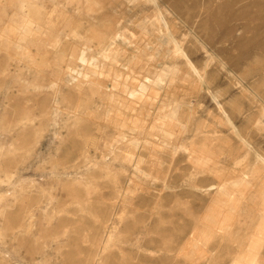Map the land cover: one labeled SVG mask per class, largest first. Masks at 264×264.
<instances>
[{
  "label": "rangeland",
  "instance_id": "1",
  "mask_svg": "<svg viewBox=\"0 0 264 264\" xmlns=\"http://www.w3.org/2000/svg\"><path fill=\"white\" fill-rule=\"evenodd\" d=\"M37 1L46 12L40 29L19 26L26 18L18 0L0 4V264H148L149 250L172 233L166 228L183 226L194 228L197 246L196 258L181 264H264V167L234 134L264 155V0ZM109 30H123L132 43L90 38ZM14 40L23 44L20 53ZM82 47L100 64L84 69L98 71L89 79L100 85L77 88L85 99L64 85L56 94L34 85L56 80L57 64ZM107 48H120L116 61L98 54ZM169 66L167 82L156 83ZM143 86L149 100L103 119L113 91ZM170 103L180 121L211 135L197 140L193 157H170L166 145L193 138L176 121L160 122ZM71 105L82 118L73 128ZM161 124L175 136L158 130ZM117 132L144 138L147 174L118 167L120 158L108 155L105 145L122 142ZM105 163L117 168L105 171ZM195 184L221 190L195 195ZM105 230L111 237L102 249Z\"/></svg>",
  "mask_w": 264,
  "mask_h": 264
},
{
  "label": "bare ground",
  "instance_id": "2",
  "mask_svg": "<svg viewBox=\"0 0 264 264\" xmlns=\"http://www.w3.org/2000/svg\"><path fill=\"white\" fill-rule=\"evenodd\" d=\"M147 1H154V0H147ZM2 3V0H0V4ZM18 8L24 13L25 15V22L23 24H19V26H22L23 30H27L30 26H33L34 28H43L44 26H39L45 19V10H44V2L43 1H37V0H18ZM92 7V5H89V9ZM264 8V7H262ZM261 8V9H262ZM162 20V19H160ZM46 21V20H45ZM163 26H167L164 22L162 23ZM19 28V27H18ZM17 28V29H18ZM161 35L167 36L168 40L172 43L173 45V52L175 55L182 56L184 57V52L179 43L172 37V35L169 34V32L163 33L161 29L158 30ZM57 38L59 35H55ZM102 38V40L106 41L109 43V45H112L115 43L117 39H121L123 41L122 43H128L131 44L132 41L130 38L125 34L123 30H109L108 32H95L92 34L90 37L91 39H99ZM58 40V39H57ZM14 48H16V52L20 53V51L23 48V44H20L18 41L14 40L11 42ZM43 47V44L41 43V46ZM93 50V49H92ZM120 48H117L115 50H111L110 48L104 49V50H99L98 54L102 56L104 60H113L116 61V55L119 53ZM88 47H82L80 48L76 54H72L68 61H66L63 64L59 65L57 64L56 66V71L58 72V77L56 80L52 81H46V82H38L37 84H34L38 86V88L41 89L42 92H46L49 88H57L55 90H52L54 94L59 93V88H61L62 85L66 87L67 89L75 92V93H83L84 91L81 89L80 91L77 90V88H83L84 84H88V86L91 87H100V85L96 82L90 81V77L93 75L97 74L95 71L96 69H99V61L95 59V57H92V55H89L87 53ZM57 57H61L59 54H57ZM56 57V58H57ZM189 63V61H187ZM42 65H45L44 63ZM41 64H39V67ZM124 70H129L131 71V68L127 65H121ZM86 67H90L95 69L94 71H85L84 69ZM62 69L64 70L62 72ZM173 66L165 67L160 69V73L156 76L154 81L159 84H165L168 80V77L170 76L172 72ZM38 71L44 72L41 68H39ZM50 73V71L46 72V76ZM128 77V75H127ZM35 79H40L41 77L34 76ZM45 78V77H44ZM146 81H150L149 79H146ZM35 86V87H36ZM118 85L117 83L112 84L111 88H116ZM63 88V87H62ZM83 91V92H82ZM115 91H113L110 94L111 98V104L103 110V119L110 117L113 115V117L116 113H121L122 116L124 114V109L128 107L130 104L134 105H142L145 103L147 100H149V96L145 93L144 91V86L140 87L139 90L135 89H124L118 94H114ZM87 96V93H83V99H85ZM167 112L160 114V122H164L167 120L169 123L176 121L178 125L180 126V129L182 132L184 131L185 133H191L193 138L190 141L182 142L179 146L175 145L173 143L168 144L166 146L169 147V154L170 157L173 158L177 152H180L184 154L185 156L193 157L195 154H197L196 147L198 146V139L199 141L202 140L204 137L206 138V142L211 139L210 134H205V136L201 135L200 133L203 132L201 127L195 126L194 123H188L186 120L185 121H180V108L177 105H174L172 103L167 104L166 106ZM67 110V109H66ZM75 108L74 105H71L68 109V113H70L71 118L75 117V122H70L69 126L70 127H76L79 126L80 118L77 114H74ZM55 114L59 112L58 108H55L53 111ZM112 117V119H113ZM132 117V116H130ZM135 122H141V119L138 117H133ZM71 121V119H69ZM118 121V126L116 127L117 131H121L124 129V124L122 117L119 119H116ZM229 124L232 125V123L229 121ZM164 124V123H163ZM84 125V123H83ZM86 127V128H85ZM83 127V130L85 132V135H88V126ZM133 128H137L138 132H142L143 134L146 133L147 129L146 128H141L138 126V124L132 125ZM158 130H162L166 135L170 137L175 136V132L169 128H165L162 124L161 127L158 128ZM234 134L236 137L239 139L241 145L246 148L247 152L253 151L256 157V160L260 162L261 166L264 167V155H261L259 152H257L251 144L246 141L241 135L238 133V131L234 130ZM117 135L119 138L122 139V142H119L118 140H115L116 142L114 143H109L105 145V147L108 148V155L114 156V159L120 158V165L118 167H123L122 165L125 164V167L128 165L131 166L132 169L135 171H138L140 173L147 174V170H145L148 165L144 160V154L141 153L142 149H145L148 147L147 143L145 142L144 138H141L139 136H127L126 134L117 132ZM203 142H205L203 140ZM167 144V143H166ZM121 156V157H119ZM111 160L110 162H113ZM86 159H82L81 162H85ZM171 162V161H169ZM189 165L194 167V165L198 164L197 159L193 158L192 160H189ZM168 167H170V163L167 164ZM101 169L105 171H109L112 168H117L116 166H113V163H105V164H100ZM146 167V168H145ZM145 168V169H144ZM189 175L191 176L193 172L190 170L188 171ZM244 182L246 185H249L250 180L247 178H243ZM242 180V181H243ZM195 188V195H210L212 189H215L216 191H220L221 187H214L213 184H210L208 186H201L198 184H195L193 186ZM125 211L122 209V204L119 203V205L116 207V214H118V218L123 220ZM184 227V226H183ZM182 228H166L167 231H172L170 236L168 237L167 241L162 242L161 245H157V248L155 249H150L149 254H148V264H155L158 260L162 261V264H181L182 261L185 259H194L196 258L193 256V250L197 246L195 242L196 235L195 232H193L194 228H189L190 230L186 232L183 231ZM187 227V226H186ZM108 228V227H107ZM188 228V227H187ZM107 230V229H106ZM105 230V235L102 238L101 242L103 243V246H101L102 249H105L109 245V238L111 237V231H106ZM163 231H165L163 229ZM204 232V231H202ZM200 232V234L202 233ZM201 236V235H200ZM205 234H202V237H205ZM119 249H121L119 247ZM202 254H200L201 256ZM186 262V261H185ZM188 262V261H187ZM256 261L253 260L251 264H255Z\"/></svg>",
  "mask_w": 264,
  "mask_h": 264
}]
</instances>
